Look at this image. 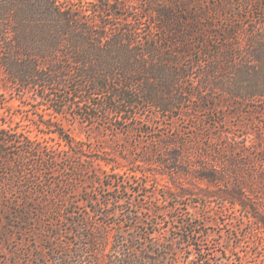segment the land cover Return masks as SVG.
I'll list each match as a JSON object with an SVG mask.
<instances>
[{
  "label": "rangeland",
  "instance_id": "1",
  "mask_svg": "<svg viewBox=\"0 0 264 264\" xmlns=\"http://www.w3.org/2000/svg\"><path fill=\"white\" fill-rule=\"evenodd\" d=\"M69 2L84 18L85 11L95 10L91 19L102 25V33L115 36L125 29L135 32L138 45L155 46L160 53L148 61L153 69L168 60H179L181 71L196 61L209 67L212 56L228 50L236 64L223 74L225 92L202 93L203 71L195 65L193 79L185 81L174 103L179 109L166 112L140 102L125 115L129 121L116 115L104 92H76L69 85L51 91L41 84L24 91L0 72V125L12 130L14 140L8 156L15 171L25 163L27 174L21 191L12 172L0 169V184H10L8 201L1 205L0 200V264H108L124 250L121 235L142 259L160 258L158 264H195L199 247L192 248L201 241L217 264H264L256 219L217 195L209 198L207 184L197 178L182 175L183 187H176L163 168L140 166L159 140L194 144L198 166L209 157L232 167L245 164L255 173L252 201L264 210V99L242 96L257 91L264 77V0H256L253 8L245 7L248 0H203L207 10L216 12L213 20L203 21L206 41H191L188 53L178 56L164 39L162 21L154 18L153 0ZM179 18L189 15L177 11L174 20ZM225 32L231 34L229 41ZM146 76L137 73V79ZM67 140L77 145L73 151ZM32 144L37 151L26 155ZM207 145L216 153H205ZM113 166L118 169L112 171ZM143 170L154 172L158 184ZM231 183H238L237 177ZM47 201L54 204L49 211L44 210Z\"/></svg>",
  "mask_w": 264,
  "mask_h": 264
},
{
  "label": "trees",
  "instance_id": "2",
  "mask_svg": "<svg viewBox=\"0 0 264 264\" xmlns=\"http://www.w3.org/2000/svg\"><path fill=\"white\" fill-rule=\"evenodd\" d=\"M153 2L156 5L154 18L162 21L164 39L170 44L169 48L174 56L188 53V48L192 47L191 41L198 40L202 43L206 41L202 39V34L206 33L203 21L213 20L216 12L207 10L203 0H153ZM231 3L235 5L236 2ZM255 3L256 0H248L244 5L253 8L258 5ZM191 5L196 6V11L190 8ZM106 7L107 4L103 10L101 7L99 12L106 10ZM213 7L219 9L220 6L213 4ZM75 9L69 0L66 2L65 0H0V72L5 73L10 84L23 87L24 91V87L30 89L41 84L43 89L50 88L51 91L62 87L68 88L69 85L76 92L79 89L104 92L108 95L107 99L113 102L116 115L125 121H129L124 118L125 115L139 106L140 102L166 112L179 109L174 104L178 101L177 95L182 93L181 89L185 81L193 79L190 72H193L195 65L199 69L202 65L201 61L186 66L184 71L178 70L181 64L179 60L162 61L161 67L153 69L148 61L153 55L160 53L155 46L138 45L141 41L137 39L135 32L125 29L122 30L123 33L115 36L109 35L106 31L102 33V25L95 24L91 19L92 13H96L95 10L85 11L87 16L84 18ZM177 11L180 14L188 13L189 18L174 20ZM176 23L180 28H174ZM209 27L210 25L207 26ZM225 34L226 40L229 41L230 32ZM231 48L233 47L230 46V51ZM102 55L106 56L105 59H102ZM111 55L118 56V59L112 60ZM223 55L212 56L213 64L209 67L204 64L201 67L202 93L228 90L227 80L223 74L236 62L233 52L228 50ZM147 68L150 72H141ZM138 72L139 75L146 74L147 78L137 79ZM256 89L258 90L247 92V96L243 93V98L264 99V77ZM227 93L235 96L231 91ZM113 108L108 109V112H114ZM11 131L0 125V169L7 167V170L12 172L22 191L23 179L27 178L26 164L22 163L18 171H15V164L8 156L9 146L14 143V140L10 139ZM158 142L160 144L158 143L157 148H151L150 152L140 159V166L143 169L151 167L157 171L154 167L163 168L172 181L177 182L176 187H183L180 181L184 179L182 175L205 182L208 186L205 191L209 198L217 195V198H222L226 204L248 214L252 220L256 219V224L261 223V226L258 225L260 228L258 232L260 239L264 241V210L261 205L252 201L255 181L258 178L255 173L245 169V164L232 167L209 157L198 166L197 157L194 156V151L197 152L195 146L193 147L194 144L166 139ZM67 145L72 151L77 146L74 147V142L70 140H67ZM29 149V152L24 151L29 156L37 151L33 144ZM205 149V153L209 154L212 151L216 153L215 148L209 145ZM116 169L117 166L111 167L112 171ZM143 171L154 177V181L158 184L154 172ZM235 177L238 183L233 184L231 181ZM8 185L10 184H0L1 205L4 201H8L6 199L7 192L10 191ZM217 192L220 193L215 194ZM26 193L29 199L31 192L28 190ZM183 194L185 195V192ZM53 206L52 201L44 202V210L49 211ZM25 207L29 211L33 208L28 201ZM37 210L40 211V208L38 207ZM118 239L119 246L124 250L114 254L108 264L160 262V258L142 259L125 235L119 236ZM188 245H191V240H188ZM194 246L193 250L199 247L196 261H193L195 264L218 263V260L207 255L202 241ZM160 248L161 246L157 245L156 250Z\"/></svg>",
  "mask_w": 264,
  "mask_h": 264
}]
</instances>
